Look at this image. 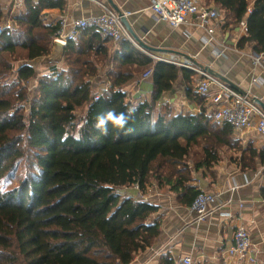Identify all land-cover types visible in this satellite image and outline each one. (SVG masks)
<instances>
[{
  "label": "trees",
  "instance_id": "16d2710c",
  "mask_svg": "<svg viewBox=\"0 0 264 264\" xmlns=\"http://www.w3.org/2000/svg\"><path fill=\"white\" fill-rule=\"evenodd\" d=\"M203 1L222 11L226 27L244 20L237 47L264 55V0ZM22 4L12 13L0 1V21L12 23L0 36V264H129L161 232L159 206L139 199L134 184L144 193L153 181L191 204L198 174L215 178L227 155L241 169L264 165V145L244 144L214 121L192 70L154 60L128 39L114 44L85 27L59 64L38 72L31 61L50 53L58 29L43 12L65 0ZM147 69L151 89L133 102L125 86ZM180 77L197 111L163 100Z\"/></svg>",
  "mask_w": 264,
  "mask_h": 264
},
{
  "label": "crops",
  "instance_id": "0c3cea01",
  "mask_svg": "<svg viewBox=\"0 0 264 264\" xmlns=\"http://www.w3.org/2000/svg\"><path fill=\"white\" fill-rule=\"evenodd\" d=\"M0 1L5 9L11 6L12 13L23 9L22 0ZM150 2L151 0H65L60 9H46L43 18L46 23H57L64 13L75 16L99 14L102 11L100 4L115 10H130L132 14L125 19L127 28L153 48V55L173 60V56H176L180 59L178 61H182L197 54L198 57L193 58L197 65L211 69L215 76L225 79L240 91L249 89L264 110V66L253 68L249 54L255 50L251 46L237 47L238 38L243 34L240 33L239 25L233 28L223 26L222 31L216 34L218 39L207 44L203 42L204 31H194L188 25L173 28L165 21L157 20ZM7 21L11 23L10 19L5 22ZM134 45L154 59L147 50ZM109 68L107 66L100 70L96 77L100 90L108 85V81L102 79ZM252 77H259L261 81L250 85ZM197 81L198 75L194 74L195 89ZM150 89L151 76H141L125 86L129 100L133 102L146 97ZM163 100L174 105L177 111L198 110L185 95L182 77L163 95ZM234 133L244 144L251 143L255 148L264 145V137L254 128ZM216 170V177L213 179L200 174L197 177L196 183L200 190L219 193L210 214L202 221H198L190 211V203H182L175 193L159 188L153 181L148 184L143 196L159 206L153 217L159 219L161 232L154 243L138 251L129 264H172L173 260L183 255L191 256L193 264H223L225 250L232 244L235 226L241 221L251 236V252L259 264H264V197L260 193V188L264 185V165L257 163L254 170L241 169L227 155L218 162ZM221 209L230 212L231 216H222ZM230 264L251 263H236L230 258Z\"/></svg>",
  "mask_w": 264,
  "mask_h": 264
},
{
  "label": "built area",
  "instance_id": "2783aa9c",
  "mask_svg": "<svg viewBox=\"0 0 264 264\" xmlns=\"http://www.w3.org/2000/svg\"><path fill=\"white\" fill-rule=\"evenodd\" d=\"M100 5L102 6V11L99 14L86 16H75L71 13L62 14L57 20L58 29L53 34L52 41L58 39L67 44L70 41H77L81 30L91 26L96 28L102 36L108 37L114 42L128 39L139 47L125 23V19L132 12L127 9L115 10L104 4ZM150 7L157 20H163L173 28L188 25L194 31H204L203 42L207 44L212 40L218 39L216 34L221 32L224 26L222 11L212 4L205 3L203 0H151ZM250 11L251 7H248V12ZM238 25L240 33L246 35L245 21L241 20ZM10 27L11 23L9 21L0 22V36L5 34ZM148 53L157 60L188 68L198 75L196 90L200 94L207 95L215 105L213 119L217 124L228 123L236 133H242L254 128L260 136L264 137V110L259 106L255 95L250 93L249 89L240 91L209 72L206 66L197 65L193 61V58L198 57L197 54L191 58L176 61L172 58H160L149 51ZM249 57L253 68L264 66L263 53L250 51ZM151 72V69H147L143 73V77L151 76ZM260 81L259 77H252L250 85ZM104 89L105 87L101 90ZM99 95L97 94L95 99ZM133 187L138 190L137 197L139 199H147L143 196V192L140 191L137 184H134ZM218 196L219 193L215 191L204 190H200L195 195L190 204V211L195 214L198 221L205 220L210 214ZM220 214L222 216H231L230 212L222 209ZM251 248V236L244 222L241 221L235 226L232 244L225 250L223 264H230V258L234 259L236 263L241 261L259 264L255 255L251 252ZM172 264H193V260L191 256L183 255L173 260Z\"/></svg>",
  "mask_w": 264,
  "mask_h": 264
},
{
  "label": "water",
  "instance_id": "95a60500",
  "mask_svg": "<svg viewBox=\"0 0 264 264\" xmlns=\"http://www.w3.org/2000/svg\"><path fill=\"white\" fill-rule=\"evenodd\" d=\"M128 30L131 33V35L133 36V38L137 41L139 48L152 52V50H153L152 47L148 46L143 41H141V39H139V37L129 27H128ZM66 46H67V43H65L61 40H58V39H54L52 41L50 53L47 56L43 57L39 61L40 64L43 65V64H58V63H60L63 59ZM208 71L211 73H214L211 69L210 70L208 69Z\"/></svg>",
  "mask_w": 264,
  "mask_h": 264
},
{
  "label": "rangeland",
  "instance_id": "374dc122",
  "mask_svg": "<svg viewBox=\"0 0 264 264\" xmlns=\"http://www.w3.org/2000/svg\"><path fill=\"white\" fill-rule=\"evenodd\" d=\"M6 20H8V19H6ZM6 20L0 21V22H5ZM11 28H12V23H11V27H10L9 29L6 30V33H5L6 38H8V35H9V32L11 31ZM162 57H164V56H162ZM173 58H174V60H176V61L180 60V59H179L178 57H176V56H173ZM154 59H155V58H154ZM155 60H156V59H155ZM33 64L35 65V67H36V69H37L38 72H42V71H45V70L47 69V67H43L42 64H40L39 60H35V61L33 62ZM58 64H59V63H58ZM46 71H47V70H46ZM38 74H41V73H38ZM142 76H143V74H142ZM33 86H34V84H33ZM33 86H30V89H33Z\"/></svg>",
  "mask_w": 264,
  "mask_h": 264
},
{
  "label": "clouds",
  "instance_id": "9594fccd",
  "mask_svg": "<svg viewBox=\"0 0 264 264\" xmlns=\"http://www.w3.org/2000/svg\"><path fill=\"white\" fill-rule=\"evenodd\" d=\"M118 123H122V121H118Z\"/></svg>",
  "mask_w": 264,
  "mask_h": 264
}]
</instances>
